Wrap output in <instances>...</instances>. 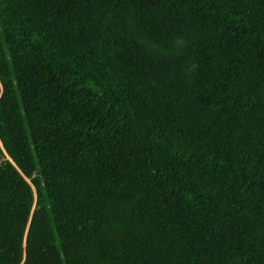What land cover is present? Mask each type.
<instances>
[{"label":"trees","instance_id":"trees-1","mask_svg":"<svg viewBox=\"0 0 264 264\" xmlns=\"http://www.w3.org/2000/svg\"><path fill=\"white\" fill-rule=\"evenodd\" d=\"M0 264H264V0H0Z\"/></svg>","mask_w":264,"mask_h":264}]
</instances>
